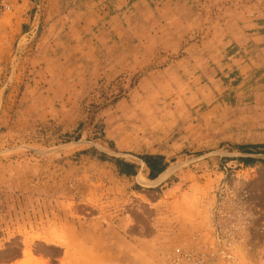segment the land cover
I'll use <instances>...</instances> for the list:
<instances>
[{"label": "rangeland", "instance_id": "obj_1", "mask_svg": "<svg viewBox=\"0 0 264 264\" xmlns=\"http://www.w3.org/2000/svg\"><path fill=\"white\" fill-rule=\"evenodd\" d=\"M256 144L264 0L0 14V264H169L218 230L236 264H264V147H238ZM146 154L166 177L149 178Z\"/></svg>", "mask_w": 264, "mask_h": 264}, {"label": "built area", "instance_id": "obj_2", "mask_svg": "<svg viewBox=\"0 0 264 264\" xmlns=\"http://www.w3.org/2000/svg\"><path fill=\"white\" fill-rule=\"evenodd\" d=\"M12 10L13 0H0V14ZM213 238L212 242L175 246L169 264H236L232 241L219 230Z\"/></svg>", "mask_w": 264, "mask_h": 264}, {"label": "trees", "instance_id": "obj_3", "mask_svg": "<svg viewBox=\"0 0 264 264\" xmlns=\"http://www.w3.org/2000/svg\"><path fill=\"white\" fill-rule=\"evenodd\" d=\"M239 148H260L264 147V144H256V145H240ZM146 164L149 169V178L155 179L157 178L169 165V162L166 161L164 155L161 154H146L139 156ZM116 161V165L118 167V171L121 174L126 175H135L137 173V166L129 162L123 158H114ZM244 160H249V158H243ZM254 160V158H250Z\"/></svg>", "mask_w": 264, "mask_h": 264}, {"label": "bare ground", "instance_id": "obj_4", "mask_svg": "<svg viewBox=\"0 0 264 264\" xmlns=\"http://www.w3.org/2000/svg\"><path fill=\"white\" fill-rule=\"evenodd\" d=\"M168 175V171H166L165 173H163L160 177H159V179H163L164 177H166ZM87 233H89V232H87ZM91 233V232H90ZM95 233V232H94ZM84 234V233H83ZM87 237H91V236H89V235H87ZM68 239V238H67ZM88 240V239H87ZM90 240V239H89ZM69 241V240H68ZM77 241V240H76ZM64 243V242H63ZM76 243V242H75ZM74 243V244H75ZM82 243H83V241H82ZM74 246V245H73ZM75 247V246H74ZM83 247V246H82ZM105 247V246H104ZM71 249V248H70ZM83 249V248H82ZM80 250V249H79ZM72 252V251H71ZM82 252V251H81ZM92 252V251H91ZM94 253V252H93ZM85 254V253H84ZM81 257V256H80ZM82 259H84V258H82ZM85 260V259H84ZM80 261V260H79ZM83 263V262H82ZM80 264V263H79Z\"/></svg>", "mask_w": 264, "mask_h": 264}, {"label": "crops", "instance_id": "obj_5", "mask_svg": "<svg viewBox=\"0 0 264 264\" xmlns=\"http://www.w3.org/2000/svg\"><path fill=\"white\" fill-rule=\"evenodd\" d=\"M163 173V172H162Z\"/></svg>", "mask_w": 264, "mask_h": 264}]
</instances>
